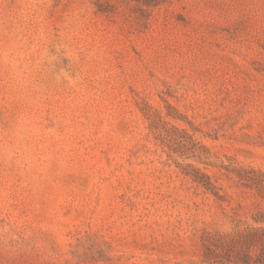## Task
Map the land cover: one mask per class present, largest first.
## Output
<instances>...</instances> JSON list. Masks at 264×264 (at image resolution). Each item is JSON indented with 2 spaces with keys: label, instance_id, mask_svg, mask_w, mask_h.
<instances>
[{
  "label": "rangeland",
  "instance_id": "obj_1",
  "mask_svg": "<svg viewBox=\"0 0 264 264\" xmlns=\"http://www.w3.org/2000/svg\"><path fill=\"white\" fill-rule=\"evenodd\" d=\"M0 264H264V0H0Z\"/></svg>",
  "mask_w": 264,
  "mask_h": 264
}]
</instances>
